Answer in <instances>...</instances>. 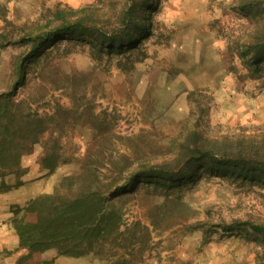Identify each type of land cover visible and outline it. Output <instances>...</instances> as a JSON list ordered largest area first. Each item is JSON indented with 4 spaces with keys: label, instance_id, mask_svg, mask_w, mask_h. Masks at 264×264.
Returning a JSON list of instances; mask_svg holds the SVG:
<instances>
[{
    "label": "rangeland",
    "instance_id": "obj_1",
    "mask_svg": "<svg viewBox=\"0 0 264 264\" xmlns=\"http://www.w3.org/2000/svg\"><path fill=\"white\" fill-rule=\"evenodd\" d=\"M239 1L158 0L140 56L107 55L87 40L47 46L28 65L12 101L23 114L55 117L66 127L42 134L21 158L25 173L2 178L5 184L28 175L30 195L65 193L62 178L78 174L83 160L94 162L92 173L102 184L114 178L121 184L141 165L170 159L188 130L217 139L263 132L264 75L239 79L245 71L234 49L263 28L264 17L243 18ZM125 6V0H0V95L10 90L15 64L28 48L20 38L54 26L56 11L87 8L90 19L109 30ZM51 150L60 162L48 173L39 161ZM114 206L120 235L104 243L100 255L85 256L90 264H264L254 244L214 229L203 242L201 231L191 229L234 219L263 222L264 188L257 185L203 174L168 196L139 186Z\"/></svg>",
    "mask_w": 264,
    "mask_h": 264
},
{
    "label": "trees",
    "instance_id": "obj_2",
    "mask_svg": "<svg viewBox=\"0 0 264 264\" xmlns=\"http://www.w3.org/2000/svg\"><path fill=\"white\" fill-rule=\"evenodd\" d=\"M157 1L125 0L126 6L118 16L117 25L109 30L93 22L87 8L59 10L54 15V26L20 38L28 48L15 64L10 90L0 95L1 192L21 185L17 182L8 186L2 178L14 175L19 179L25 173L21 169V158L38 143L39 137L46 131L61 132L66 127L65 121L62 124L55 117L41 119L23 114L20 104L12 101L25 84L28 65L47 46L63 38L87 40L107 55L125 53L130 56L135 52L138 56L144 55L139 45L151 34V15ZM239 9L247 20L263 18L264 0H240ZM234 54L245 71L239 79L261 78L264 75V26L256 29L246 43H237ZM138 60L136 57L131 63ZM171 153L170 159L134 169L121 184L115 178L102 184L92 173L94 162L83 160L78 174L62 178L61 189L65 184L68 187L65 193L57 188L52 194L37 196L23 208L16 207L11 224L19 249L26 251L19 264H47L41 259L47 251L68 258H80L89 253L100 255L102 245L117 240L120 235L121 216L114 202L124 194L136 192L139 186H149L153 194L168 196L195 185L203 174H209L233 183L264 188V131L258 135L217 139L191 129L175 142ZM59 162L57 152L51 150L41 157L40 169L53 173ZM205 226L198 223L191 227L201 231L203 242L214 229L226 237L236 236L254 244L264 254V221L234 219Z\"/></svg>",
    "mask_w": 264,
    "mask_h": 264
},
{
    "label": "crops",
    "instance_id": "obj_3",
    "mask_svg": "<svg viewBox=\"0 0 264 264\" xmlns=\"http://www.w3.org/2000/svg\"><path fill=\"white\" fill-rule=\"evenodd\" d=\"M30 179V176L24 175L20 179L23 183L21 186L5 192L0 191V264H19V259L26 253L25 250L18 247V238L11 224L14 218L13 211L16 207L25 206L31 199L40 194L49 193L47 190H40L30 195V192L25 191V182ZM25 194L28 198L24 197ZM85 256L68 258L57 256L53 251H47L42 254L41 259L46 261L47 264H87L88 261ZM91 264H95V262Z\"/></svg>",
    "mask_w": 264,
    "mask_h": 264
}]
</instances>
